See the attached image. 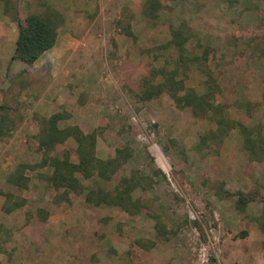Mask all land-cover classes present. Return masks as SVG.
Returning <instances> with one entry per match:
<instances>
[{"label": "rangeland", "instance_id": "obj_1", "mask_svg": "<svg viewBox=\"0 0 264 264\" xmlns=\"http://www.w3.org/2000/svg\"><path fill=\"white\" fill-rule=\"evenodd\" d=\"M44 1L64 23L52 49L26 65L12 60L17 24L0 0V105L11 109L15 122L11 137L0 140V188L17 164L40 162L37 117L58 111L70 115L60 127L95 134L96 158L131 150L106 189L132 171L151 176L152 183L134 194L147 208L129 216L118 207L88 206L72 192L62 196L63 189L38 177L50 174V167L27 171L28 188L11 187L25 201L22 207L4 213L0 196V264H264V161L248 160L237 129L218 153L199 154V135L213 129L212 122L179 109L166 93L147 102L137 97L152 69L176 67L177 53L163 46L171 29L184 23L189 56L209 51L204 69L212 74L215 102L243 125H264V0H161L154 23L140 15L142 0L10 5L23 21L41 12ZM123 12L131 18L133 37L115 28ZM202 67L180 69L184 85L198 93L209 87ZM65 152L76 162L71 139L50 155ZM237 192L256 198L244 212L235 209ZM161 224L165 236H158ZM137 242L153 246L146 250Z\"/></svg>", "mask_w": 264, "mask_h": 264}, {"label": "trees", "instance_id": "obj_2", "mask_svg": "<svg viewBox=\"0 0 264 264\" xmlns=\"http://www.w3.org/2000/svg\"><path fill=\"white\" fill-rule=\"evenodd\" d=\"M5 6V12L13 11L12 20L17 24V37L14 43L12 60L22 62L26 65L34 64L45 52L50 50L56 43L58 32L64 23L63 15L54 9L48 2L41 3L43 9L38 13L28 14L23 21L17 17L15 7H11V0H1ZM161 0H142L139 12L149 23H154L161 12ZM115 28L120 34L133 37L131 30V18L129 15L121 14L115 22ZM188 27L183 23L171 29L170 39L163 46L175 50L177 53L176 67L172 70L166 68L152 69L147 78L141 82V90L137 97L141 102L156 99L166 93L179 109L189 108L191 113L198 118L206 119L214 124L213 129L199 135L195 146L199 154L218 153L225 138L230 131L237 129L242 137V148L250 162L260 163L264 161V125L246 126L233 120L224 106L218 105L214 100L215 86L209 83L213 80L212 74L204 69L208 61V52L205 51L201 57L189 56L186 45L190 39ZM203 61V62H200ZM201 64L204 74L207 76L208 91L198 93L192 88H187L181 78L182 72L187 65ZM205 66V67H204ZM157 78L161 81L154 83ZM214 81V80H213ZM11 109L6 105H0V140L11 137L14 131V120L11 117ZM37 117V116H36ZM70 118L65 111L55 112L48 117H37L38 132L36 135L38 150L41 159L36 164L19 163L7 175L5 185L0 188V196L4 197L2 211L11 213L22 207L25 201L11 192V187L21 191L27 189L30 183L26 172H34L37 169L50 167V174L40 173L38 176L55 190L63 189V195L67 197L69 192L82 195L85 204L92 207L111 206L118 207L129 216H137L147 208L134 194L138 188L150 187L151 176H143L137 171H132L128 176H123L112 189H106L103 185L110 180V176L117 171L131 157V150L123 147L117 155L107 160H101L95 156L96 137L94 133H84L78 126L60 127V123ZM71 139L76 146V162H72L68 152L62 157H52L53 150ZM158 171L153 175L157 176ZM83 180H92L93 184L84 185ZM235 209L244 212L249 202L256 198L252 194L237 192ZM64 197V198H65ZM42 221L47 219L43 212ZM264 232V219L260 226ZM158 236L167 235L165 226L161 224L158 228ZM139 246L148 250L153 243L145 246L137 242Z\"/></svg>", "mask_w": 264, "mask_h": 264}, {"label": "crops", "instance_id": "obj_3", "mask_svg": "<svg viewBox=\"0 0 264 264\" xmlns=\"http://www.w3.org/2000/svg\"><path fill=\"white\" fill-rule=\"evenodd\" d=\"M51 49H52V48H51ZM45 53H46V52H45ZM37 61H38V60H37ZM37 61H36V62H37ZM36 62H35V63H36ZM0 201H1V200H0Z\"/></svg>", "mask_w": 264, "mask_h": 264}]
</instances>
